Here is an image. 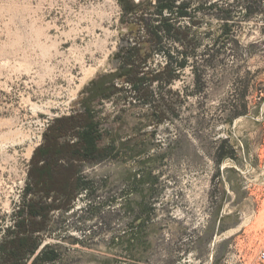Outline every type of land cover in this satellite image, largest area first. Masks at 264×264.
<instances>
[{
  "label": "rangeland",
  "instance_id": "374dc122",
  "mask_svg": "<svg viewBox=\"0 0 264 264\" xmlns=\"http://www.w3.org/2000/svg\"><path fill=\"white\" fill-rule=\"evenodd\" d=\"M159 1L0 0V238L47 127L117 72L122 46H143L151 68L190 55L152 86L176 110L152 120L155 101L117 77L125 89L95 102L120 154L83 164L95 187L54 213L49 264H264V0H175L163 17L188 38L160 27L156 41Z\"/></svg>",
  "mask_w": 264,
  "mask_h": 264
},
{
  "label": "trees",
  "instance_id": "16d2710c",
  "mask_svg": "<svg viewBox=\"0 0 264 264\" xmlns=\"http://www.w3.org/2000/svg\"><path fill=\"white\" fill-rule=\"evenodd\" d=\"M175 7V0L159 1L157 15L163 24L153 26L147 22L150 39L162 38L160 27L168 33L173 32L175 38H188L186 32L173 27L169 17H163L164 10L173 12ZM180 8L179 16L188 14L186 4ZM144 14L141 21H147ZM117 56V72L98 74L81 92L87 94L80 101V109L54 118L45 130L43 142L32 155L22 199L13 213V223L4 229L0 238V264H49L60 259L55 245L43 244L45 237L58 228L54 213L65 216L73 210L74 201L83 189L89 191L95 187V181L82 174L83 164H98L120 154L114 138L105 144V138L112 134L110 128L104 127L95 108V102L109 99L118 90L125 89L115 86L116 77L123 78L131 86L126 92H134L142 102L155 101L150 114L152 120L162 122L175 112L164 94L160 93L158 99H154L152 86L156 82L163 89L172 84L187 66L190 55L175 65L171 60L166 61L159 68H151L150 49L143 46H122ZM198 81H201L199 75ZM128 97L129 94L124 99L128 100Z\"/></svg>",
  "mask_w": 264,
  "mask_h": 264
},
{
  "label": "built area",
  "instance_id": "2783aa9c",
  "mask_svg": "<svg viewBox=\"0 0 264 264\" xmlns=\"http://www.w3.org/2000/svg\"><path fill=\"white\" fill-rule=\"evenodd\" d=\"M259 256H260L261 259H264V251H261Z\"/></svg>",
  "mask_w": 264,
  "mask_h": 264
}]
</instances>
